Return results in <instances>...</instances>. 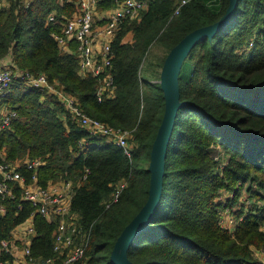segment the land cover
Returning a JSON list of instances; mask_svg holds the SVG:
<instances>
[{
	"label": "trees",
	"instance_id": "trees-1",
	"mask_svg": "<svg viewBox=\"0 0 264 264\" xmlns=\"http://www.w3.org/2000/svg\"><path fill=\"white\" fill-rule=\"evenodd\" d=\"M5 1L0 61L10 59L8 70L45 75L89 117L131 132L128 158L105 138L91 137L53 95L15 81L0 99V109L16 112L9 127L0 130L3 160L17 165L26 179L25 161L40 160V187L71 182L70 210L89 235L81 264H112L118 238L148 199L150 156L166 104L157 68L163 70L186 36L217 24L229 0H190L177 16L173 11L180 0H148L135 19L122 22L111 41L114 97L100 102L95 95L99 78L82 75L75 55L63 52L54 39L61 33L62 17L78 12L79 0ZM111 7L112 0L98 4L100 10ZM51 13L56 24L47 21ZM152 47L161 48L163 57L150 59ZM177 92L182 106L165 149L158 205L128 245L127 261L264 264L254 255L264 253V0H236L229 22L200 40L184 59ZM121 184L117 200L109 204ZM14 190V199L0 200V248L30 220L35 230L31 257L42 264L52 256L58 220L33 213L31 204L21 201L20 189ZM227 209L235 221L232 230L219 223Z\"/></svg>",
	"mask_w": 264,
	"mask_h": 264
},
{
	"label": "built area",
	"instance_id": "built-area-1",
	"mask_svg": "<svg viewBox=\"0 0 264 264\" xmlns=\"http://www.w3.org/2000/svg\"><path fill=\"white\" fill-rule=\"evenodd\" d=\"M101 0H79L78 12L64 20L60 34L54 35L59 48L65 53H72L78 60V69L82 75L99 78L100 84L96 91V98L114 97V84L110 74L111 69V41L117 34L122 22L126 19H135L147 7L148 0H112L110 9L100 10ZM190 0L177 1L173 16H177L183 6ZM214 2V1H213ZM6 6L5 0H0V10ZM49 23L58 21L51 13L47 17ZM97 23H102L97 27ZM74 45V48H71ZM99 45V48H97ZM15 81L40 92L56 97L71 119L82 127L91 137L105 138L108 142L121 149L123 154L130 158L133 144L130 142L131 132L119 128H112L96 119L89 117L79 106L76 99L57 85L50 84L45 75H33L22 71L0 70V99L6 97L9 87ZM16 117V112L5 107L0 109V130L9 127V123ZM42 162L38 159L27 160L23 164L30 173L26 179L18 170V166L5 162L0 155V200L15 198V187L21 192V201L28 202L47 221L58 220L52 240V256L44 259L42 264H81L85 257L89 235L78 226V216L71 212L70 204L73 195L71 182H59L40 187L37 184V172ZM123 184L116 188L111 195L110 202H115ZM108 204V205H109ZM108 205L106 206L108 208ZM4 213L0 206V214ZM221 227L232 230L235 221L230 210H224L219 221ZM25 231L29 237V244L21 251L22 260L14 257L9 248L10 241H2L0 251L10 258L3 259L0 254V264H37L31 257V239L35 236L32 221H27ZM255 257L264 260V253L255 251Z\"/></svg>",
	"mask_w": 264,
	"mask_h": 264
},
{
	"label": "water",
	"instance_id": "water-1",
	"mask_svg": "<svg viewBox=\"0 0 264 264\" xmlns=\"http://www.w3.org/2000/svg\"><path fill=\"white\" fill-rule=\"evenodd\" d=\"M235 3L236 0H229L226 12L217 24L197 30L186 36L173 49L164 64L161 75V85L166 99L165 114L150 156L148 167L150 172L148 199L140 213L124 229L118 238L111 254L112 264H130L126 259V249L135 236L145 228L158 205L161 180L163 177L165 149L176 118L177 110L182 106V104L178 102L177 92V75L180 72L182 63L191 49L200 40L211 37L229 22L235 9Z\"/></svg>",
	"mask_w": 264,
	"mask_h": 264
},
{
	"label": "crops",
	"instance_id": "crops-1",
	"mask_svg": "<svg viewBox=\"0 0 264 264\" xmlns=\"http://www.w3.org/2000/svg\"><path fill=\"white\" fill-rule=\"evenodd\" d=\"M97 48H99V45H97ZM9 66H10V59L6 58L0 61V70H8ZM223 194L224 196L227 195L226 193ZM243 199H245V197ZM29 241L30 240L28 234L25 231V225H19L13 230L9 248L11 252L14 254L15 258L22 260L21 251L24 246L29 244Z\"/></svg>",
	"mask_w": 264,
	"mask_h": 264
},
{
	"label": "rangeland",
	"instance_id": "rangeland-1",
	"mask_svg": "<svg viewBox=\"0 0 264 264\" xmlns=\"http://www.w3.org/2000/svg\"><path fill=\"white\" fill-rule=\"evenodd\" d=\"M102 26V23H97V27H101ZM163 54H164V52H163V50L160 48V49H158L157 47H152L151 48V50H150V52H149V54H148V57L150 58V59H155V58H162L163 57ZM144 65H143V76L145 75V71H146V69L149 67V60L148 59H146L145 60V62L143 63ZM188 64L186 63V68H188L189 66H187ZM162 72H163V70L161 69V71H159V69L157 68V73H159L160 75H162ZM160 78V77H159ZM158 83H160L161 84V79H159V81H157ZM232 196V195H231ZM225 197L226 196H222L221 198L224 200L225 199ZM244 197H246L245 196V193H243L242 194V199L244 198ZM233 217V216H232Z\"/></svg>",
	"mask_w": 264,
	"mask_h": 264
}]
</instances>
